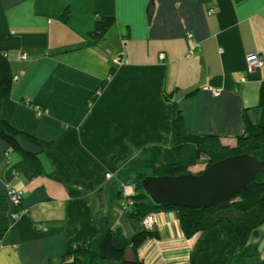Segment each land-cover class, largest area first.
<instances>
[{"label":"crops","instance_id":"obj_1","mask_svg":"<svg viewBox=\"0 0 264 264\" xmlns=\"http://www.w3.org/2000/svg\"><path fill=\"white\" fill-rule=\"evenodd\" d=\"M99 18L116 23L94 43ZM0 51L14 75L1 117L51 142L38 170L0 139V264H60L102 217L134 234L122 185L143 149L171 145L175 103L189 134L237 145L264 84L246 61L264 59V0H0ZM9 187L24 194L18 220ZM155 217L143 264H264V224L246 239L228 222L186 238L175 211Z\"/></svg>","mask_w":264,"mask_h":264},{"label":"trees","instance_id":"obj_2","mask_svg":"<svg viewBox=\"0 0 264 264\" xmlns=\"http://www.w3.org/2000/svg\"><path fill=\"white\" fill-rule=\"evenodd\" d=\"M115 23L114 18L97 19L93 31L90 32L94 43L107 36ZM13 83L11 64L6 53L0 51V107L4 100L11 97ZM106 83L107 81L102 84L101 89ZM192 94L194 91L186 96ZM97 97L98 93L94 94L90 101L94 102ZM244 121L245 134L238 138L237 145L224 146L217 135L189 134L182 109L178 103H175L171 145L169 147L153 145L143 149L140 155L141 168L132 178L135 194L132 197L133 205L126 213L134 234L132 236L125 234L124 229L116 225L115 217H102L103 231L90 247L78 248L64 257L60 264H127L125 253L128 248H131L136 255L135 264H143L138 259V249L148 238H158L159 235L155 229L146 230L142 221L147 216L162 211L176 212L186 238H192L223 222L232 224L242 239L248 238L264 224V173L243 193L208 209L157 207L147 199L140 186L141 180L147 176L187 174L192 167L206 165L207 168L230 156L249 154L264 161V84L261 88L260 105L245 110ZM0 139L9 149L21 153L36 169L41 170L40 155L50 147V141L16 129L1 115ZM120 195L122 196V193Z\"/></svg>","mask_w":264,"mask_h":264},{"label":"water","instance_id":"obj_3","mask_svg":"<svg viewBox=\"0 0 264 264\" xmlns=\"http://www.w3.org/2000/svg\"><path fill=\"white\" fill-rule=\"evenodd\" d=\"M263 173L264 161L241 154L217 161L202 173L147 176L140 186L157 207L208 209L243 193ZM136 261L134 251L128 248L125 262L135 264Z\"/></svg>","mask_w":264,"mask_h":264},{"label":"built area","instance_id":"obj_4","mask_svg":"<svg viewBox=\"0 0 264 264\" xmlns=\"http://www.w3.org/2000/svg\"><path fill=\"white\" fill-rule=\"evenodd\" d=\"M213 13H214V10H210L209 14L212 15ZM191 36L192 35L190 34V37ZM246 61H247L248 68L251 71L261 70L264 66L263 56L259 53L250 54L247 57ZM220 91H221L220 89H213L214 95H219ZM107 178H111V174H108ZM121 193H122L123 200H122L120 207L124 212H127L129 208L133 205L132 197L135 194V186L133 184H124L122 185ZM9 195H10L12 207L14 208V211L12 212V218L14 220H18L19 218H21L23 215L27 213L26 210L17 209V208H20L22 205L24 194L20 190H16L13 187H9ZM156 223L157 221H156L155 214L147 216L142 221V225L144 226L146 230H154L156 227Z\"/></svg>","mask_w":264,"mask_h":264},{"label":"rangeland","instance_id":"obj_5","mask_svg":"<svg viewBox=\"0 0 264 264\" xmlns=\"http://www.w3.org/2000/svg\"><path fill=\"white\" fill-rule=\"evenodd\" d=\"M205 168H206V165H199V166H195V167L190 168L189 171L191 173L197 174V173H201L202 171H204Z\"/></svg>","mask_w":264,"mask_h":264}]
</instances>
